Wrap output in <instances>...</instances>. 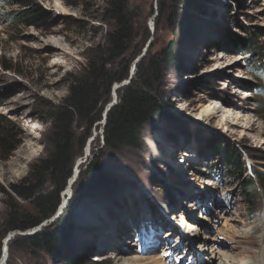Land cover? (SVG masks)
Listing matches in <instances>:
<instances>
[{"label":"rangeland","instance_id":"374dc122","mask_svg":"<svg viewBox=\"0 0 264 264\" xmlns=\"http://www.w3.org/2000/svg\"><path fill=\"white\" fill-rule=\"evenodd\" d=\"M27 1L26 7L0 0V115L16 134V149L0 156L1 169L16 164L12 176L0 178V264L4 251L5 264H151L152 257H161L164 264H198L188 254L186 241L171 228L177 226L178 214L187 218L192 204L197 214L191 216L200 222L193 243H202L204 263L213 264L214 251L213 256L223 253L235 264H258L259 255L264 256V191L256 180L264 175V92L259 91L264 83L249 67L264 58V0H185L177 8L175 0ZM56 1L68 15L60 13ZM113 4L120 6L128 33L105 68L119 76L127 67V77L113 84L108 96L101 94L94 114L100 112L102 121L93 124L88 135L86 122L75 119L71 127L75 159L70 178L76 167L80 174L98 163L106 183L71 204L77 177L59 215L63 191L51 218L25 232H6L13 187L28 180L43 194L52 190L49 172L38 181L30 176L47 148L49 108L70 95L93 49L103 46L116 29ZM32 8L43 13L44 20L26 19ZM169 47L174 63L160 69L148 90L161 115L140 130L137 147L106 149L109 111L122 101L138 70L146 71ZM247 52L250 57L242 56ZM56 54L59 58L53 57ZM212 102L219 103L220 113L199 116ZM215 146L221 147L220 153ZM227 151L243 162L244 177L255 180L253 208L242 198V182L230 178ZM180 152L197 158H182L191 162L177 171L173 161ZM14 211L33 214L32 200L15 199ZM93 212L100 220L85 223ZM64 214L75 226L56 256L19 242L49 228L56 231L52 225ZM151 236L168 246L152 250ZM107 254L112 257L97 260Z\"/></svg>","mask_w":264,"mask_h":264},{"label":"trees","instance_id":"16d2710c","mask_svg":"<svg viewBox=\"0 0 264 264\" xmlns=\"http://www.w3.org/2000/svg\"><path fill=\"white\" fill-rule=\"evenodd\" d=\"M181 1L185 2V0H175L176 8L178 4H181ZM16 4L30 6L27 0H16ZM113 8L118 15L116 29L107 34L103 46H97L93 49L83 74L71 88L70 95L62 103L49 108L50 130L47 148L44 156L32 166L30 176L38 181L44 172H49L52 190L47 194H43L33 185H30L28 180L20 183L18 187H13L11 189L13 198H9L10 206L4 222L6 232H25L40 225L55 214L60 204L59 195L66 189L69 184V182L67 184V181L72 174V165L75 159L73 151L75 136L71 132V127L74 120L77 119L87 123L86 132L88 135L93 124L101 120L100 112L94 114L96 107L101 103V94L108 96L112 85L123 81L127 77V67L123 68L119 76H116V73L112 70L105 68L106 65L112 62L114 55L122 47L128 33L127 23L121 17L120 6L113 4ZM29 15L26 19L44 20L43 13L33 8ZM27 23L34 24L30 20ZM249 49H253V47L249 46ZM173 52L172 47L162 49L150 61L146 71L141 72V70H138L134 82L125 90L122 101L109 111L103 137L106 149L115 151L122 147H137L140 130L148 125L152 118L161 115L157 99L148 90L151 83L156 82L160 69L169 67L174 63ZM250 55V52H247L242 56L250 57ZM249 68L252 74L263 79L264 83V58L258 60ZM2 69L7 71L9 68L2 67ZM263 87V85H260V93L264 92ZM15 138L16 134L12 126L0 115L1 157H8L16 149ZM83 146L84 138L81 140L79 151L83 149ZM214 150L216 153H220L221 147L215 146ZM226 155L230 178H236L242 182V198L253 208V201L257 196V188H254L255 180L244 177V164L238 159L236 153L227 151ZM97 164L88 166L86 170L79 174L73 188L74 193L71 204L89 194L93 188L101 187V182L106 180L100 165ZM256 180L258 186L264 191V175H257ZM15 199L17 201L32 200L33 214L15 212ZM65 217L64 214L52 225V228H57L56 231H50L49 228L37 232L33 236L23 237L19 242L41 249L51 257L56 256L60 247L66 241V234L70 229L66 227ZM2 238L0 237V241Z\"/></svg>","mask_w":264,"mask_h":264},{"label":"bare ground","instance_id":"6f19581e","mask_svg":"<svg viewBox=\"0 0 264 264\" xmlns=\"http://www.w3.org/2000/svg\"><path fill=\"white\" fill-rule=\"evenodd\" d=\"M56 7L60 11V13L67 14V15L69 14L67 12V10L58 1H56ZM58 44L59 43H57V45ZM57 47H59V46H57ZM63 55H66V53H63ZM53 57L59 58V55L56 54V55H53ZM56 65L57 66H60L58 64H56ZM217 103L212 102V103L206 105L205 107H203L200 110V112H199V116H201V117H207V118L208 117H215L218 113H220V110L218 111V108H217ZM221 112L224 113L223 111H221ZM225 122H226V124L228 123V117L225 120ZM154 147H153V149H154ZM27 153H28V157H30L31 154H32L30 151H28ZM191 154L193 155V157L195 156L197 158V155L195 153H191ZM172 155L173 154H171L170 156H172ZM177 155H179L177 157V160L175 159L173 161V163L175 164L174 168L177 171L180 170V169L182 171V168H184V166L186 164H188V162L190 164L191 160H195L192 156L190 157L186 153H183V152H180V154H177ZM188 157H190L191 160L188 159V160H185L184 162H182L184 160L182 158L187 159ZM23 160H27V159L25 158ZM15 166H16V164L13 163V164H7V165L3 166L2 169L0 168V178L4 180L8 176H12V171H13L12 170L13 169L12 167H15ZM78 169L79 168H77V167L75 168L73 177H74L76 171H78ZM72 180H73V178L70 180L68 186L66 187V189L62 193V201H61V204L59 205L60 206L59 210L62 208V206L64 205V203L67 201V199H68V197H69V195L71 193V187H72V184H73L72 183ZM188 208H189V213L187 214V218L184 217V216H182L183 214H178V215H180V218H178V220L175 221V223L177 224V226H173L171 228L174 229V227H175L173 233H175L179 238L180 237L181 238L183 237L184 241H186L185 242L186 243V246L185 247H186V249L188 247L187 250L189 252V253L188 252L187 253L189 255H191L195 260H198V264H206L202 260V250L203 249H201V252L199 251L200 250V246H201L202 243L200 244L198 242V244L196 246H195L196 243L195 244L193 243L194 236H197L198 235V233L196 232V229H197L196 227H198L200 225V222H199L198 218L195 216L197 214L196 209H194L195 208V205L193 206V204H192ZM94 214H95L94 212H93V214H91V218L90 217H87V221L85 223H88V224L91 223V225H95V223H97L98 220H100V218L98 216L99 214L97 216L95 215V217H94ZM191 214H195V215L194 216L193 215L191 216ZM181 229H183L185 231V235H182L181 234L182 233L181 232ZM102 231H103V229H102ZM202 241H206V239L203 238V239H201V242ZM150 243L153 245L152 246L153 247L152 250L157 249V247H160V248L161 247H165L166 248V246H168V244L166 242H164V243L163 242H159V240L157 239L156 236H151L150 237ZM5 246H7V243H5ZM211 254H212L211 255V258L214 259L213 260V264H235L232 257L227 256V255H224L223 253L220 254V255H218V256H213L214 255V251H212ZM6 257H7V251H4L2 253L1 264H5L6 263ZM107 257L110 258V257H112V255H108L107 254L105 256L100 257L101 259L98 258L97 260L98 261L99 260H103V259H106ZM126 261L127 260H124V262H126ZM132 261L133 262H136V261H138V259L136 257H133L132 258ZM149 263H151V264H164L163 259L161 257H152V258H150ZM258 264H264V256L262 254H260L259 257H258Z\"/></svg>","mask_w":264,"mask_h":264},{"label":"water","instance_id":"95a60500","mask_svg":"<svg viewBox=\"0 0 264 264\" xmlns=\"http://www.w3.org/2000/svg\"><path fill=\"white\" fill-rule=\"evenodd\" d=\"M104 118H105V117H104ZM80 163H81V162H79L78 164H80ZM78 175H79V173H78V171H76V173H75V175H74V177H73L72 183H74V181L77 179ZM104 183H106V180H104V181L101 182L102 186L104 185ZM97 189H98V187H97V188H93V189L90 191L89 194H87V195H85L84 197L80 198V200H82V199H86L91 193H93V192H94L95 190H97ZM65 205H66V202L64 203V205L62 206V208H61L59 211L57 210L55 216H57V215H59V214L61 213V211H62V209L65 207ZM76 210H77V209H76ZM74 215H75V214H74ZM76 216H77V214H76ZM74 226H75V224H74L73 220H70V221H67V222H66V227H68V228H73Z\"/></svg>","mask_w":264,"mask_h":264}]
</instances>
